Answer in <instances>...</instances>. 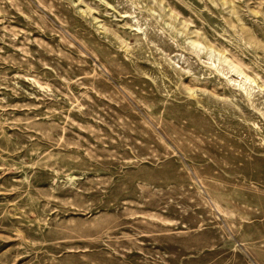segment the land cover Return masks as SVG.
<instances>
[{
  "label": "rangeland",
  "instance_id": "obj_1",
  "mask_svg": "<svg viewBox=\"0 0 264 264\" xmlns=\"http://www.w3.org/2000/svg\"><path fill=\"white\" fill-rule=\"evenodd\" d=\"M0 264H264V0H0Z\"/></svg>",
  "mask_w": 264,
  "mask_h": 264
}]
</instances>
